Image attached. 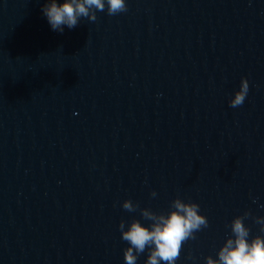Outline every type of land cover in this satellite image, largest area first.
I'll return each mask as SVG.
<instances>
[{
    "label": "water",
    "instance_id": "water-1",
    "mask_svg": "<svg viewBox=\"0 0 264 264\" xmlns=\"http://www.w3.org/2000/svg\"><path fill=\"white\" fill-rule=\"evenodd\" d=\"M46 2L0 0V264H125L120 222L175 199L208 218L177 264L237 217L264 237V0H127L63 33Z\"/></svg>",
    "mask_w": 264,
    "mask_h": 264
},
{
    "label": "clouds",
    "instance_id": "clouds-1",
    "mask_svg": "<svg viewBox=\"0 0 264 264\" xmlns=\"http://www.w3.org/2000/svg\"><path fill=\"white\" fill-rule=\"evenodd\" d=\"M127 0H47L41 11L53 31L63 33L65 27L74 29L81 18L92 21L97 12L115 16L127 11ZM249 92V80L242 77L239 89L229 99V106H241ZM153 195L155 193L153 192ZM122 208L133 210L130 200L122 202ZM151 221L145 225L139 220L129 224L121 221V239L128 243L123 251L125 264H137L138 257L147 250L144 264H177L182 244L195 239V234L207 228L208 218L201 213L196 202L175 199L171 210L165 215L144 211ZM232 237L228 238L218 252V259L207 258L206 264H264V237L249 239V229L240 217L231 222ZM187 259H192L191 254Z\"/></svg>",
    "mask_w": 264,
    "mask_h": 264
}]
</instances>
